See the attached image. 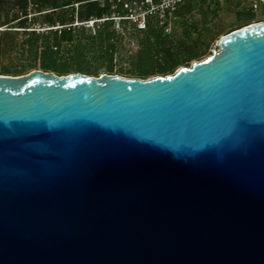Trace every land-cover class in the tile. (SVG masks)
Returning <instances> with one entry per match:
<instances>
[{
  "label": "water",
  "instance_id": "95a60500",
  "mask_svg": "<svg viewBox=\"0 0 264 264\" xmlns=\"http://www.w3.org/2000/svg\"><path fill=\"white\" fill-rule=\"evenodd\" d=\"M0 264H264V20L165 76L0 74Z\"/></svg>",
  "mask_w": 264,
  "mask_h": 264
},
{
  "label": "rangeland",
  "instance_id": "374dc122",
  "mask_svg": "<svg viewBox=\"0 0 264 264\" xmlns=\"http://www.w3.org/2000/svg\"><path fill=\"white\" fill-rule=\"evenodd\" d=\"M14 1L7 0L0 12V21L6 18V14L9 18L19 17L0 27V74L13 76L26 75L35 70L52 71L58 76L76 72L94 77L103 74L140 79L165 76L181 66H189L193 61L210 55L221 35L245 24L264 20V2H259L256 9H251L247 2L236 0L209 4L185 2L179 6L176 18L172 20L171 31L164 33L166 40L162 50L161 46L143 45L145 32L127 29L119 20L110 22L115 30L113 34L108 33L102 22L84 24L77 21L75 3L74 7L66 8L68 13L74 8L75 34L71 40L65 42L51 40L50 45L57 47L54 48V55L58 70H44L39 65L38 49L43 44L48 29L61 25L48 26L45 14L49 10L40 7L39 0H35L34 5L27 2L25 22L21 24L19 20L24 16ZM112 4L111 8H114L115 4ZM82 23L85 26L80 29ZM99 30L103 31L102 37H97ZM38 32H44V35L39 36ZM166 48L173 52L179 63L162 71L161 53ZM189 54L195 56L187 59ZM138 56L144 61L152 56L153 73L140 74L135 63ZM62 65L68 66L69 70L61 72Z\"/></svg>",
  "mask_w": 264,
  "mask_h": 264
},
{
  "label": "trees",
  "instance_id": "16d2710c",
  "mask_svg": "<svg viewBox=\"0 0 264 264\" xmlns=\"http://www.w3.org/2000/svg\"><path fill=\"white\" fill-rule=\"evenodd\" d=\"M7 0H0V12L3 10L4 5ZM40 7H45L49 11L45 14V19L48 23V26L61 25V27L50 28L44 35V32H38L39 36H46L43 44L38 49V59L39 65L44 70H58L57 58L55 57L54 48L56 46L50 45L51 40H60V42H65L71 40L75 34V28L73 25L75 19V13L72 8L71 12H67V7H74L75 3H77L76 17L77 21H87L89 19H100L102 17H110L112 12L118 15H123L126 10L124 8V3L130 0H39ZM112 3L115 4L114 8L112 7ZM14 4L19 5L21 8V13L24 17L20 18V23L23 24L26 18V8H27V0H15ZM19 17L12 16L9 18V15L6 14V18L0 21V27L4 24H7L14 19ZM97 24L102 22L108 30V33L113 34L115 30H113L112 19H105L103 21H95ZM121 24L127 29L132 28V26H128L126 24V20H121ZM246 25V24H245ZM84 24H80L79 28L83 29ZM26 28L25 26H23ZM26 31V30H25ZM136 32H145V41L143 45L146 46H161V49L164 48V43L166 40V34H164L159 28L152 26L146 30H135ZM102 30H99L97 33V37H102ZM57 48V47H56ZM55 48V49H56ZM195 55L189 54L187 59L194 57ZM150 58V59H149ZM148 60L137 57L136 58V66L141 75H146L148 73L154 72V64L151 61L152 56L149 57ZM150 60V61H149ZM179 63V60L175 59L173 52L170 49L166 48V51L161 53V70L164 71L167 68H173L176 64ZM69 70V67L66 65H62L61 72H66Z\"/></svg>",
  "mask_w": 264,
  "mask_h": 264
},
{
  "label": "built area",
  "instance_id": "2783aa9c",
  "mask_svg": "<svg viewBox=\"0 0 264 264\" xmlns=\"http://www.w3.org/2000/svg\"><path fill=\"white\" fill-rule=\"evenodd\" d=\"M35 0H27L28 4L34 5ZM223 0H130L124 3L126 12L123 15L113 13L110 17H102L100 19H89L84 24L94 23L95 21H103L105 19L126 20L128 26H132L135 30H146L152 26L159 28L163 33H169L172 27V20L176 18V13L182 3L193 2L215 3ZM247 2L251 9H256L259 2L264 0H236Z\"/></svg>",
  "mask_w": 264,
  "mask_h": 264
}]
</instances>
